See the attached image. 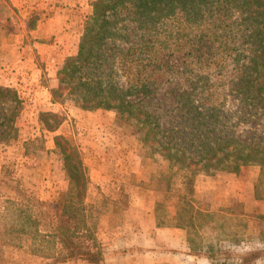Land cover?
Here are the masks:
<instances>
[{
	"label": "rangeland",
	"instance_id": "374dc122",
	"mask_svg": "<svg viewBox=\"0 0 264 264\" xmlns=\"http://www.w3.org/2000/svg\"><path fill=\"white\" fill-rule=\"evenodd\" d=\"M90 1L0 0V86L11 89L19 100V110L12 122L15 136L7 143L0 144V214L3 203L12 201L20 208L30 206L33 211L42 213L45 218L42 226L49 221L54 201L58 194L67 189V181L60 161L53 153L37 151L25 157L22 143L34 139L50 150L53 148V137L61 136L75 147L87 178L84 213L96 218L94 247L98 252L101 249L99 242L104 237L101 231H109V226L121 220L115 214L118 209L130 205L138 208L137 215L140 216L149 207V201L154 199L149 194L152 190L148 189V183L151 174H156L160 167L146 158L145 148L139 143L133 129L116 120L112 112L80 111L68 100L61 99L65 91H62L59 99L51 98V90L57 85L56 72L64 58L76 52L82 21L90 13ZM231 17L238 21L237 15ZM120 23L123 24L121 52L108 49L105 53L112 55L109 57L115 70L112 79L119 88H124L134 79L126 75L136 73L141 67L138 61L134 64L129 62L130 57L153 58L164 53L161 44L164 41L163 31L174 29L176 20L167 23L168 29L150 31L138 24ZM177 32L178 29L174 36ZM148 37L153 39L152 42L147 40ZM156 38L160 42H155ZM235 46L243 48L239 40ZM127 47L130 48L127 53L132 55L124 59L122 52ZM150 47L154 49L147 51ZM157 47L161 49L157 50ZM152 62L155 64L154 60ZM165 66L160 64L150 71L153 76L158 74L162 82L158 86L157 82L151 84L150 96L127 94L131 100L141 101L156 116L162 143L181 148L193 160L209 157L218 146L231 141L264 150V107L257 104L245 87L242 91L238 89V94L234 91L228 58H225L224 65L209 66L207 69L200 67L199 63L180 64L177 61L174 68L179 80L184 74H192L191 80L183 84L192 95L189 94L190 98H186V95L184 99L177 97L175 87L179 86V80L173 81L174 84L164 83L168 75L163 72ZM107 68L105 64L103 70ZM145 70L149 73L148 67ZM218 71L219 74H215ZM10 110L9 101L0 100V130L4 128L2 120ZM49 114H54L56 119L50 118ZM56 120L59 122L53 126ZM45 123L54 128L45 127ZM206 177L212 178L213 184H203L213 190H208V195L202 196L199 207L226 204L227 177L239 182L251 179L249 195L260 198L256 205L250 204V216L246 219L250 226V232L245 233L246 238L253 243L261 233V227L264 229V169L244 166L235 174L216 172ZM194 178L185 180L183 185L191 189V199L195 205L196 201L192 198ZM242 187L245 192V185ZM176 188L167 194L158 193L161 194L159 201H165L170 207L185 202L187 197L184 192ZM131 193L135 198L129 203L127 195ZM252 209L257 210L259 216H253L257 213H253ZM49 224L45 225L47 229ZM28 244L29 241H23L21 245V239L17 245L7 243L0 232V264H55L50 258L32 255ZM241 249L240 246L230 247L231 255H227L234 260L247 255L252 259L259 257L263 261L258 264H264V245L244 253Z\"/></svg>",
	"mask_w": 264,
	"mask_h": 264
},
{
	"label": "trees",
	"instance_id": "16d2710c",
	"mask_svg": "<svg viewBox=\"0 0 264 264\" xmlns=\"http://www.w3.org/2000/svg\"><path fill=\"white\" fill-rule=\"evenodd\" d=\"M89 8L90 13L81 24L75 54L65 57L56 72L57 85L51 90V98L59 99L65 91L61 99L68 100L78 110L112 112L116 120L133 129L145 148L146 158L160 167L156 174H151L148 189L167 194L176 186L187 197L181 196L185 202L177 205L172 214H165L166 204L161 200L154 203L153 212L159 225H167L165 218H168L172 226L184 229L191 253L204 254L210 264H251L253 259L250 255L234 260L220 247L224 242L240 241L243 220L236 216L233 218L231 208L208 212L195 207L191 189L183 183L197 175L210 176L216 172L235 174L244 166H256L262 170L264 150L231 141L218 146L211 156L193 160L181 148L162 143L156 116L141 101L131 100L127 94L150 96L151 84L157 82L158 86L162 83L158 74L153 76L150 73L160 64H166L163 72L168 75L164 83L172 84L179 80L174 68L177 61L180 64L199 63L200 67L207 69L209 66L224 65L225 58H228L234 91L238 94V89L242 91L245 87L257 104L264 107V0H91ZM233 15L239 17L238 21L232 20ZM173 20H176L175 28L168 29L167 23ZM123 21L141 25L149 31L168 30H162L164 53L143 59L131 56L129 62L134 64L138 61L141 67L136 73L126 75L134 78L133 82L119 88L112 79L115 73L112 62H109L112 55L105 51L121 52L123 24L118 23ZM176 29L178 34L174 36ZM237 40L242 49L235 46ZM154 41L160 42L158 38ZM128 49L122 52L124 59L132 55L127 53ZM151 49L154 48L150 47L147 51ZM105 64L108 66L106 71L103 70ZM191 75L181 76L179 86L175 87L177 97L184 99L186 95V98L192 95L183 85L186 80H191ZM2 99L8 100L11 106L8 116L2 120L5 126L0 130V144H5L15 136L12 122L19 110V100L11 89L0 86ZM49 116L56 119L54 114ZM58 122L56 120L53 126ZM53 126L45 123L49 129ZM36 141H24L23 154L29 157L37 151L53 153L60 161L67 189L58 194L52 216L44 226L42 213L33 211L30 206L20 208L12 201H5L0 214V232L7 243L17 245L21 239L22 245L23 241H29L32 255L50 258L55 264H94L99 260V253L94 247L96 218L84 213L87 178L78 153L61 136L53 137V148L50 150ZM48 224L47 229L45 225Z\"/></svg>",
	"mask_w": 264,
	"mask_h": 264
},
{
	"label": "crops",
	"instance_id": "0c3cea01",
	"mask_svg": "<svg viewBox=\"0 0 264 264\" xmlns=\"http://www.w3.org/2000/svg\"><path fill=\"white\" fill-rule=\"evenodd\" d=\"M226 179H228L225 189L226 204L223 206L209 204L208 206L205 205V207H199L198 204L202 196L208 195V190H213V188H207L204 184L211 183L212 185L213 181L210 177L195 176L192 182V198L196 201L195 207L208 212H219L222 209L231 208L234 212L231 216L233 218L236 216L243 220L245 227L240 233V241L238 243L224 242L220 244L221 249L226 254L231 255L229 248L236 246H240L243 253L249 252V249H255V247L257 249L259 245H264V229L261 227V233L258 234L257 239L253 243L248 242L246 236L250 232V226L248 227L246 219L250 216V204L256 205L260 198L256 195H249L248 187L251 185V179L245 182H239L237 179L230 177ZM243 185L246 188L245 192L242 189ZM153 192L149 191V194L154 200L149 201V207L142 211V215L138 216V208L135 209L130 205H125V207L117 210L115 214L121 220H119V223L109 226V231L106 229L101 231L104 237L100 242L98 241L101 243L99 245L101 249L97 248L99 260L94 264H210L204 254H193L189 251L183 228L172 226V221L171 219L168 220V218H165L167 225H159L157 223L153 207L154 203L159 201L161 194ZM127 197H129L130 203L135 198V195L131 193ZM221 199L224 200V198ZM215 201H218V199ZM212 202L213 204L215 203L214 201ZM175 208L176 206L170 207L166 205L164 212L165 214H172ZM253 213H257L253 214V216H259L257 210L254 209ZM254 259L252 264H258L263 261L259 257ZM83 263L86 264L85 262Z\"/></svg>",
	"mask_w": 264,
	"mask_h": 264
}]
</instances>
